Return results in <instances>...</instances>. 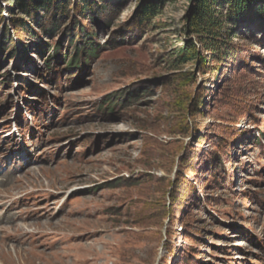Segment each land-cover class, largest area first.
<instances>
[{
    "label": "rangeland",
    "instance_id": "rangeland-1",
    "mask_svg": "<svg viewBox=\"0 0 264 264\" xmlns=\"http://www.w3.org/2000/svg\"><path fill=\"white\" fill-rule=\"evenodd\" d=\"M97 1L105 22L82 29L97 55L67 70L69 22L48 32L0 0V264H264V10L234 27L238 59L203 52V71L174 62L189 0L138 34L140 0ZM118 90L136 96L105 109ZM183 118L191 135L173 132Z\"/></svg>",
    "mask_w": 264,
    "mask_h": 264
},
{
    "label": "trees",
    "instance_id": "trees-1",
    "mask_svg": "<svg viewBox=\"0 0 264 264\" xmlns=\"http://www.w3.org/2000/svg\"><path fill=\"white\" fill-rule=\"evenodd\" d=\"M10 2L9 10L13 11L15 8L17 13L23 17L33 20L38 15L42 14L46 18L47 23L42 22L45 31L54 32L59 28V25L64 21H68L66 35L70 36V43L74 45L73 51L66 61L67 70H77L80 65H85L90 58L97 55V45H93V33L90 29L82 32L85 27L84 23L87 20L93 22H105L102 13H105L107 8L103 1L97 0H7ZM165 0H140L137 9L132 16L131 26H127L129 32L142 33L149 29L155 15L159 8L163 5ZM190 6L184 16V24L187 30L186 39L183 44L178 46L173 55L176 65H184L188 63H196L200 70L204 71L205 56L202 54L206 52L217 63L234 62L238 59L239 51L232 43L234 37V27L240 24H247L260 19L263 15L264 0H189ZM73 12L71 15L70 13ZM23 17H12L8 24L13 28L16 36H19V43H23L22 38L24 32H29V25ZM3 17L1 18V20ZM83 24V25H82ZM5 25V24H4ZM3 41L2 46H5V40L9 39L5 49L11 48L12 53L16 50L12 32L10 29L3 26ZM135 29V30H133ZM77 32V39L75 32ZM74 33V35H73ZM84 33V34H82ZM59 44L53 45L54 52L57 53V58H61L58 54ZM245 65V60L243 58ZM221 65V64H220ZM214 69V76L217 75L219 67ZM199 71V70H198ZM181 77H187L185 73L178 74ZM191 79V78H190ZM169 83V81H168ZM117 97H107L105 102V109L111 110L113 106L117 105V100L122 99L123 103L132 102L136 96L135 92L128 90H118ZM139 92V90H138ZM227 96L233 99L237 96L234 93H229ZM200 97V96H199ZM230 103V102H229ZM232 103V102H231ZM197 109L194 103L191 105ZM180 122L177 128H174V133L181 136L191 135V123ZM222 140L215 142L216 148L207 152L208 159L205 164L207 170L211 171L212 175L216 174L217 164L221 162L220 152L222 149ZM186 156V157H185ZM189 158L185 153L181 159V163ZM185 160V161H186ZM184 163V162H183ZM204 164V161H202ZM193 167V165H192ZM195 169V167H193ZM177 179V177H176Z\"/></svg>",
    "mask_w": 264,
    "mask_h": 264
}]
</instances>
